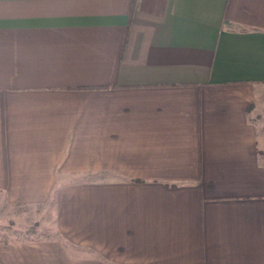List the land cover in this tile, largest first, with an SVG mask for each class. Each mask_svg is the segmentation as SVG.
<instances>
[{
  "label": "crops",
  "instance_id": "1",
  "mask_svg": "<svg viewBox=\"0 0 264 264\" xmlns=\"http://www.w3.org/2000/svg\"><path fill=\"white\" fill-rule=\"evenodd\" d=\"M0 264H264V0H0Z\"/></svg>",
  "mask_w": 264,
  "mask_h": 264
}]
</instances>
